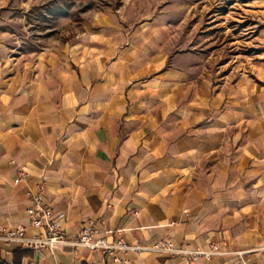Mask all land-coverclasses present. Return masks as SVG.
<instances>
[{"label": "crops", "instance_id": "0c3cea01", "mask_svg": "<svg viewBox=\"0 0 264 264\" xmlns=\"http://www.w3.org/2000/svg\"><path fill=\"white\" fill-rule=\"evenodd\" d=\"M16 1L0 0V15ZM252 8L261 20L253 59L217 83L192 79L161 22L89 27L27 55L0 33V226L44 234L26 211L41 192L66 213L71 241L94 219L111 243L227 252L120 251L123 262L83 246L0 242L2 262L264 264V0Z\"/></svg>", "mask_w": 264, "mask_h": 264}, {"label": "rangeland", "instance_id": "374dc122", "mask_svg": "<svg viewBox=\"0 0 264 264\" xmlns=\"http://www.w3.org/2000/svg\"><path fill=\"white\" fill-rule=\"evenodd\" d=\"M253 0H17L0 15V33L16 55L66 46L89 27L155 22L170 28L191 77L213 83L247 68L258 47L261 20Z\"/></svg>", "mask_w": 264, "mask_h": 264}, {"label": "built area", "instance_id": "2783aa9c", "mask_svg": "<svg viewBox=\"0 0 264 264\" xmlns=\"http://www.w3.org/2000/svg\"><path fill=\"white\" fill-rule=\"evenodd\" d=\"M27 177V173L21 172L19 181ZM31 205L26 210L32 219V226L35 230H44L43 233L29 234L25 227L11 228L0 226V242L7 245H15L21 249L40 250L48 247L52 253L60 245H76L87 247L88 249L102 250L113 255L115 261L127 262V259L121 258L119 252H135L142 255L145 252L171 253L182 256H188L192 259L211 257L213 255L226 254L219 244H212L207 250L191 249L188 246H178L167 239L158 240L153 244L132 245L119 238L114 242H108L106 238L98 236L100 229L97 220H88L74 241L68 239L64 222L66 213L56 211L55 208L48 204L45 196L41 192L30 194Z\"/></svg>", "mask_w": 264, "mask_h": 264}, {"label": "trees", "instance_id": "16d2710c", "mask_svg": "<svg viewBox=\"0 0 264 264\" xmlns=\"http://www.w3.org/2000/svg\"><path fill=\"white\" fill-rule=\"evenodd\" d=\"M18 251V250H17ZM0 264H7V263H5V262H2L1 260H0Z\"/></svg>", "mask_w": 264, "mask_h": 264}]
</instances>
